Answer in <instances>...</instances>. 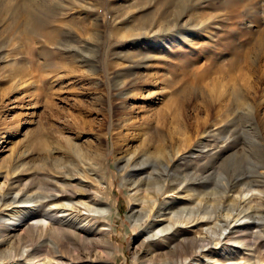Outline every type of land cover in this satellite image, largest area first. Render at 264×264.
<instances>
[{
    "label": "rangeland",
    "instance_id": "374dc122",
    "mask_svg": "<svg viewBox=\"0 0 264 264\" xmlns=\"http://www.w3.org/2000/svg\"><path fill=\"white\" fill-rule=\"evenodd\" d=\"M56 146L82 148L106 181L109 264L204 236L211 258L189 264H264V238L249 250L264 230V0H0V165L12 147L37 163ZM163 179L154 231L193 217L143 247L128 181Z\"/></svg>",
    "mask_w": 264,
    "mask_h": 264
},
{
    "label": "bare ground",
    "instance_id": "6f19581e",
    "mask_svg": "<svg viewBox=\"0 0 264 264\" xmlns=\"http://www.w3.org/2000/svg\"><path fill=\"white\" fill-rule=\"evenodd\" d=\"M53 31L46 33L48 39ZM30 133H25V139ZM13 147L0 165V260L6 264H109L107 259L114 254L115 248L112 243L114 228L108 222L100 223L98 218H113V208L104 202L106 181L96 172L90 159L83 156L85 152L82 148L70 146L64 151L66 155L59 157L60 147L56 146L49 148L40 162L19 163L24 153ZM74 155L81 162L79 166L70 160ZM164 165L167 166L165 161ZM128 183L135 188L130 198L139 202L140 207L139 214L131 213L129 218L134 222L144 218L150 220L147 227L150 231L142 241L143 247L152 246L155 237L163 240V234L169 229L178 233V226L172 224V219L179 221L187 215L189 219L193 217V211H173L167 224L155 232L154 228L161 223L157 216L164 214L152 216L158 207L160 195L170 191L166 180L145 190L140 189L138 181ZM171 197L166 195V201ZM193 221L196 222V218ZM230 227L212 235L209 240L214 239L215 243L210 242L213 248L221 247L230 240ZM86 229L93 233H86ZM207 231L210 232L209 229ZM250 238L249 250L253 251L252 246L264 238V230L259 229ZM205 241H208L205 236L191 241L184 238L170 250L168 248L166 253L156 256L159 258L143 259L141 264H189L193 262V254L208 256L203 257L208 260L211 257L205 251L211 247ZM4 244L8 246L2 250Z\"/></svg>",
    "mask_w": 264,
    "mask_h": 264
}]
</instances>
